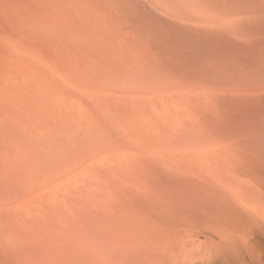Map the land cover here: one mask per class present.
<instances>
[{
  "label": "rangeland",
  "instance_id": "obj_1",
  "mask_svg": "<svg viewBox=\"0 0 264 264\" xmlns=\"http://www.w3.org/2000/svg\"><path fill=\"white\" fill-rule=\"evenodd\" d=\"M262 9L0 0V264H106L129 189L219 125Z\"/></svg>",
  "mask_w": 264,
  "mask_h": 264
},
{
  "label": "bare ground",
  "instance_id": "obj_2",
  "mask_svg": "<svg viewBox=\"0 0 264 264\" xmlns=\"http://www.w3.org/2000/svg\"><path fill=\"white\" fill-rule=\"evenodd\" d=\"M255 1L264 12V0ZM259 38L251 39L248 66L236 67L232 82L215 88L217 128L204 132L199 145L171 154L166 181L137 183L123 197V226L118 245L110 241L117 246L110 243L106 264H264V37Z\"/></svg>",
  "mask_w": 264,
  "mask_h": 264
}]
</instances>
